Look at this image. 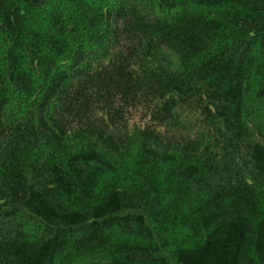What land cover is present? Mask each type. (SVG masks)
I'll use <instances>...</instances> for the list:
<instances>
[{"label": "trees", "instance_id": "1", "mask_svg": "<svg viewBox=\"0 0 264 264\" xmlns=\"http://www.w3.org/2000/svg\"><path fill=\"white\" fill-rule=\"evenodd\" d=\"M0 264H264V0H0Z\"/></svg>", "mask_w": 264, "mask_h": 264}]
</instances>
